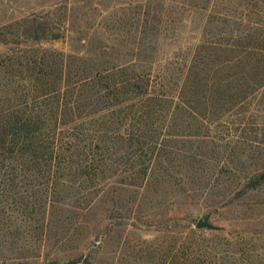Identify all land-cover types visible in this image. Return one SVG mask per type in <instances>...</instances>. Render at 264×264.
Wrapping results in <instances>:
<instances>
[{"label":"trees","instance_id":"trees-1","mask_svg":"<svg viewBox=\"0 0 264 264\" xmlns=\"http://www.w3.org/2000/svg\"><path fill=\"white\" fill-rule=\"evenodd\" d=\"M155 5L162 2L135 4L129 49L101 40L70 52L44 47L87 42L70 34L66 10L33 19L16 33L20 43L6 42L19 48L0 62L2 175L46 191L68 175L95 178L115 154L145 173L157 160L202 164L200 144L225 141L215 129L264 94V0H229L195 43L167 54H159ZM181 140L192 145L177 148ZM263 179L255 174L245 186L256 190Z\"/></svg>","mask_w":264,"mask_h":264},{"label":"rangeland","instance_id":"rangeland-1","mask_svg":"<svg viewBox=\"0 0 264 264\" xmlns=\"http://www.w3.org/2000/svg\"><path fill=\"white\" fill-rule=\"evenodd\" d=\"M228 1L160 0L153 9L163 21L159 54L195 43ZM140 2L0 0V62L19 48L6 42L20 43L16 33L33 19L65 10L70 34L87 42L44 47L70 52L101 40L129 49ZM215 131L225 141L201 143L202 164L157 160L139 173L136 160L115 154L95 178L68 175L46 191L0 172V264H264V179L256 190L245 186L264 173V94ZM23 191L28 203L17 198ZM205 218L216 228L196 227Z\"/></svg>","mask_w":264,"mask_h":264},{"label":"water","instance_id":"water-1","mask_svg":"<svg viewBox=\"0 0 264 264\" xmlns=\"http://www.w3.org/2000/svg\"><path fill=\"white\" fill-rule=\"evenodd\" d=\"M196 227L198 228H201V227H205V228H208V229H215L216 227L213 226L212 224H210L208 222V219L205 218L204 220L203 219H199L196 223Z\"/></svg>","mask_w":264,"mask_h":264}]
</instances>
